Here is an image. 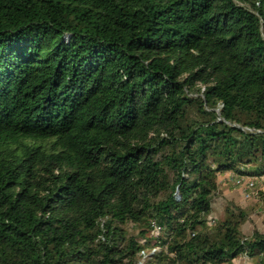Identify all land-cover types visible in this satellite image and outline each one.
Listing matches in <instances>:
<instances>
[{
	"label": "trees",
	"instance_id": "trees-1",
	"mask_svg": "<svg viewBox=\"0 0 264 264\" xmlns=\"http://www.w3.org/2000/svg\"><path fill=\"white\" fill-rule=\"evenodd\" d=\"M227 173L264 177V0H0V264H264Z\"/></svg>",
	"mask_w": 264,
	"mask_h": 264
},
{
	"label": "rangeland",
	"instance_id": "rangeland-1",
	"mask_svg": "<svg viewBox=\"0 0 264 264\" xmlns=\"http://www.w3.org/2000/svg\"><path fill=\"white\" fill-rule=\"evenodd\" d=\"M223 181V180H222ZM228 202H233L247 211L249 214V221L242 227L243 234L248 236L253 229H257L264 233V198L261 197L260 202L244 201L241 193L231 184L222 186L213 199V213L208 219H218L223 209ZM245 262V263H244ZM233 264H252L251 261H245L240 257L233 261Z\"/></svg>",
	"mask_w": 264,
	"mask_h": 264
},
{
	"label": "built area",
	"instance_id": "built-area-1",
	"mask_svg": "<svg viewBox=\"0 0 264 264\" xmlns=\"http://www.w3.org/2000/svg\"><path fill=\"white\" fill-rule=\"evenodd\" d=\"M224 182L231 184L238 189L244 201L260 202L261 197L264 195V177H243L234 174H228L224 178ZM212 224L213 219H209ZM245 261H249L243 257ZM245 263V262H244Z\"/></svg>",
	"mask_w": 264,
	"mask_h": 264
},
{
	"label": "crops",
	"instance_id": "crops-1",
	"mask_svg": "<svg viewBox=\"0 0 264 264\" xmlns=\"http://www.w3.org/2000/svg\"><path fill=\"white\" fill-rule=\"evenodd\" d=\"M228 174H230V173H227V174L222 175V176L219 177L218 181H219V183H220L222 186L227 185V184L224 182V178H225ZM222 180H223V181H222ZM238 191H239V190H238ZM239 192H240V191H239Z\"/></svg>",
	"mask_w": 264,
	"mask_h": 264
}]
</instances>
